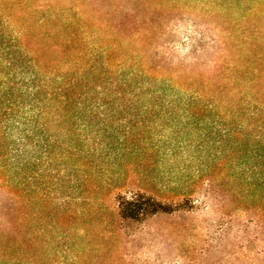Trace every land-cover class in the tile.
Masks as SVG:
<instances>
[{
    "label": "trees",
    "instance_id": "16d2710c",
    "mask_svg": "<svg viewBox=\"0 0 264 264\" xmlns=\"http://www.w3.org/2000/svg\"><path fill=\"white\" fill-rule=\"evenodd\" d=\"M42 2L0 0V264H51L45 262L49 248L59 257L53 264H86L90 244L79 237L66 244L63 223L82 214L76 204L88 173L113 169L131 153L133 137L142 141L143 130L160 129L163 142L174 147L181 133L197 135L202 121L207 131L198 137L210 149L219 145L218 158L228 162L239 153V178L264 187V61L251 45L239 43L234 31L213 34L190 9L173 8L176 27L161 50L153 18L163 0ZM53 19L61 25L45 32ZM75 25L94 38L86 62L59 39ZM161 52L173 76L151 68L154 57L164 61ZM209 64L207 77L201 69ZM243 105L250 109L241 113ZM199 111L207 118H198ZM195 171L193 178H200L203 170ZM117 187L114 210L127 225L198 208L190 191L160 200L125 183ZM33 200L41 213L55 214L38 254L30 232ZM37 219L42 234L44 220ZM209 227L225 231L221 220Z\"/></svg>",
    "mask_w": 264,
    "mask_h": 264
},
{
    "label": "rangeland",
    "instance_id": "374dc122",
    "mask_svg": "<svg viewBox=\"0 0 264 264\" xmlns=\"http://www.w3.org/2000/svg\"><path fill=\"white\" fill-rule=\"evenodd\" d=\"M163 2L166 6H160V10H155L156 14L153 10L149 13L151 17L155 14V42L161 50L172 40L170 36L176 27L171 20L176 14L170 11L175 8L181 13L190 9L192 18H202L213 34L219 30L234 31L238 42L251 45L256 58L264 61V0ZM59 24L61 20L53 19L44 30L56 33ZM66 33L67 39L65 35L59 39L67 42L75 57L82 56L86 62L90 58L89 52L93 53V36L83 32L78 25ZM161 53L165 62L154 57L151 68L156 74L173 76L164 52ZM95 64L100 66L101 62ZM201 72L210 76L212 66L209 64ZM103 76L106 84L110 75L107 72ZM249 109L243 105L240 110L243 113ZM197 116L207 118L206 112L199 111ZM48 120L51 130L58 134L60 130L51 119ZM184 127L178 125L179 129ZM206 131L207 126L201 121L196 128L197 135L181 133L178 137V142H182L180 146L168 147L160 138V129L143 130L142 141H136L135 137L131 139V153H124L125 156L117 161L118 166L102 168L99 173L90 171L84 198L76 204L82 214L73 219L68 217L63 223L62 229L69 232L65 243H72L77 237L84 244L89 243L87 247L93 250L88 249L86 264H264V187L253 181L245 183L239 178V167L236 166L239 153L229 162L218 158L219 145L210 149L212 144L198 137ZM215 152L217 157H211ZM197 168L203 170L202 176L194 179ZM123 183L141 188L160 200L182 198L190 191L189 196L198 208L191 212L159 215L141 225H127L119 221L114 210L115 189ZM30 212L32 253L38 254V244L42 236L49 238L55 214L41 213L35 200ZM39 217L44 220L46 229L42 234L38 232ZM215 220L223 222V234L219 235L209 227ZM50 250L53 249L49 248L45 262L53 264L59 257Z\"/></svg>",
    "mask_w": 264,
    "mask_h": 264
}]
</instances>
